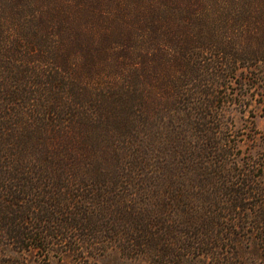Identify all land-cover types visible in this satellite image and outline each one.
I'll list each match as a JSON object with an SVG mask.
<instances>
[{"label":"rangeland","instance_id":"obj_1","mask_svg":"<svg viewBox=\"0 0 264 264\" xmlns=\"http://www.w3.org/2000/svg\"><path fill=\"white\" fill-rule=\"evenodd\" d=\"M6 62L31 121L110 125L101 147L130 140L151 95L154 125L193 114V220L153 226L169 261L113 246L96 264H264V0H0Z\"/></svg>","mask_w":264,"mask_h":264},{"label":"trees","instance_id":"obj_2","mask_svg":"<svg viewBox=\"0 0 264 264\" xmlns=\"http://www.w3.org/2000/svg\"><path fill=\"white\" fill-rule=\"evenodd\" d=\"M6 63L0 69V264H50L51 256L96 264L113 246L126 257L167 260L153 226L193 220V114L154 125L151 111L159 107L151 95L130 140L112 148L105 136L101 147L102 131L116 133L110 125L31 121L30 80ZM54 72L51 82H59ZM100 115L122 117L106 108Z\"/></svg>","mask_w":264,"mask_h":264}]
</instances>
